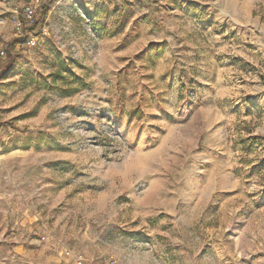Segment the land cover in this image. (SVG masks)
I'll list each match as a JSON object with an SVG mask.
<instances>
[{
    "label": "rangeland",
    "instance_id": "374dc122",
    "mask_svg": "<svg viewBox=\"0 0 264 264\" xmlns=\"http://www.w3.org/2000/svg\"><path fill=\"white\" fill-rule=\"evenodd\" d=\"M13 41L0 264H264V0H0Z\"/></svg>",
    "mask_w": 264,
    "mask_h": 264
},
{
    "label": "trees",
    "instance_id": "16d2710c",
    "mask_svg": "<svg viewBox=\"0 0 264 264\" xmlns=\"http://www.w3.org/2000/svg\"><path fill=\"white\" fill-rule=\"evenodd\" d=\"M48 9L49 8L45 6L42 9V11L47 13ZM35 28L36 27L32 28V30H35ZM16 44H17L16 41H13V43L7 49L8 62H7L6 67L0 72V82L8 80L11 77V75H13L16 71V58H15L16 56L13 57L11 55V52L14 50ZM30 142H31V139H28L26 143H24L23 149H29Z\"/></svg>",
    "mask_w": 264,
    "mask_h": 264
},
{
    "label": "built area",
    "instance_id": "2783aa9c",
    "mask_svg": "<svg viewBox=\"0 0 264 264\" xmlns=\"http://www.w3.org/2000/svg\"><path fill=\"white\" fill-rule=\"evenodd\" d=\"M30 17V16H29ZM78 264H83V261L82 260H79L78 261Z\"/></svg>",
    "mask_w": 264,
    "mask_h": 264
}]
</instances>
